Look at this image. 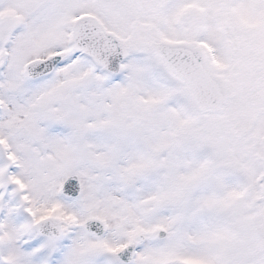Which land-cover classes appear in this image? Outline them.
Instances as JSON below:
<instances>
[{
  "label": "snow or ice",
  "instance_id": "6c2138e0",
  "mask_svg": "<svg viewBox=\"0 0 264 264\" xmlns=\"http://www.w3.org/2000/svg\"><path fill=\"white\" fill-rule=\"evenodd\" d=\"M0 264H264V0H0Z\"/></svg>",
  "mask_w": 264,
  "mask_h": 264
}]
</instances>
